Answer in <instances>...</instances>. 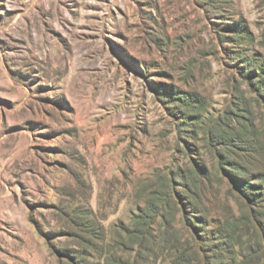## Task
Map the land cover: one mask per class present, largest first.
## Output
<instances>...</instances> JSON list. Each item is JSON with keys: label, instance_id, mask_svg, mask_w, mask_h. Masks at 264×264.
Here are the masks:
<instances>
[{"label": "rangeland", "instance_id": "374dc122", "mask_svg": "<svg viewBox=\"0 0 264 264\" xmlns=\"http://www.w3.org/2000/svg\"><path fill=\"white\" fill-rule=\"evenodd\" d=\"M263 34L264 0H0V264H97L177 168L210 177L175 232L189 237L186 215L200 238L221 237L239 204L171 96L200 100L203 123L236 88L252 100L238 66H264ZM253 113L263 128L264 108ZM82 230L100 238L89 249Z\"/></svg>", "mask_w": 264, "mask_h": 264}, {"label": "trees", "instance_id": "16d2710c", "mask_svg": "<svg viewBox=\"0 0 264 264\" xmlns=\"http://www.w3.org/2000/svg\"><path fill=\"white\" fill-rule=\"evenodd\" d=\"M230 29L237 43L241 38L251 44L246 30L238 26ZM262 37L264 41V34ZM256 63L244 58L242 66H238L247 69L241 70L244 84L254 98L246 99V94L236 88L234 101L208 123H203L200 100L192 95L187 99L171 96L172 102H178L186 116L178 125L179 131L192 133L187 134L189 138L195 136L194 132L202 131L218 155L216 170L220 178L232 186L230 195L239 204L237 215L228 210V215L216 222L221 237L200 238L198 223L186 215L189 237L182 238L175 232L173 222L178 214H184L180 205L190 200V193L194 191L199 196L201 177L208 179L210 175L207 168L200 166L192 170L172 169L162 177L161 192L138 210L133 224L116 228V239L104 245L97 264H264V126L260 128L253 117L255 106L264 108V66L253 73L248 70ZM177 186L182 190L179 196H176ZM180 200L183 201L180 203ZM158 218L161 222L156 229ZM89 231L82 230L87 237L86 243L82 240L87 249L91 242L100 239ZM116 251L123 253L122 256ZM78 259L71 264H81Z\"/></svg>", "mask_w": 264, "mask_h": 264}]
</instances>
